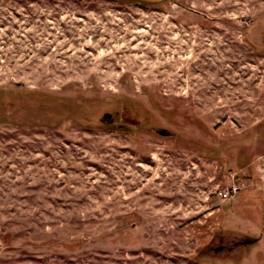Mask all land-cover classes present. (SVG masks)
<instances>
[{
    "label": "rangeland",
    "instance_id": "374dc122",
    "mask_svg": "<svg viewBox=\"0 0 264 264\" xmlns=\"http://www.w3.org/2000/svg\"><path fill=\"white\" fill-rule=\"evenodd\" d=\"M0 264H264V0H0Z\"/></svg>",
    "mask_w": 264,
    "mask_h": 264
},
{
    "label": "built area",
    "instance_id": "2783aa9c",
    "mask_svg": "<svg viewBox=\"0 0 264 264\" xmlns=\"http://www.w3.org/2000/svg\"><path fill=\"white\" fill-rule=\"evenodd\" d=\"M240 193V188L238 186L232 185L231 187H229V189H227L224 192H219L218 196L222 199V200H230L232 199L234 196L238 195Z\"/></svg>",
    "mask_w": 264,
    "mask_h": 264
}]
</instances>
